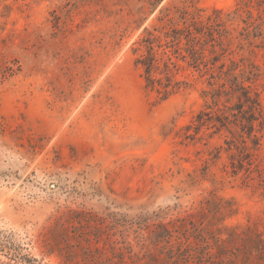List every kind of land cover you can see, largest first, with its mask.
<instances>
[{"label": "rangeland", "instance_id": "rangeland-1", "mask_svg": "<svg viewBox=\"0 0 264 264\" xmlns=\"http://www.w3.org/2000/svg\"><path fill=\"white\" fill-rule=\"evenodd\" d=\"M192 15L218 19L214 67L172 57L187 84L160 100L140 41ZM230 60L264 106V0H0V264H176L171 243L208 198L230 211L195 225L237 234L206 239L192 264H264V130L254 146L221 126L204 93ZM156 223L168 243H151Z\"/></svg>", "mask_w": 264, "mask_h": 264}, {"label": "trees", "instance_id": "trees-1", "mask_svg": "<svg viewBox=\"0 0 264 264\" xmlns=\"http://www.w3.org/2000/svg\"><path fill=\"white\" fill-rule=\"evenodd\" d=\"M198 15V14H197ZM199 16V15H198ZM186 18V17H185ZM218 19L214 17L213 21L202 22L197 19L195 15L189 17L182 26L171 25L166 31L162 32V35H154L151 32L141 39L140 46H142L141 53L135 58V65L141 69V75L144 81V86L157 93L160 100H165L180 88L186 87V81L175 78V70H177V63L172 57L179 58L180 60H186L187 64L197 69L202 65L204 68L209 69L214 66L208 64H214L213 57L218 53V43L214 39L212 32L217 25ZM159 31V30H158ZM222 52L224 48L220 47ZM206 50L210 53V56L206 54ZM137 52V50H135ZM183 52V54L181 53ZM214 58V59H213ZM242 66V68H240ZM236 68H239L244 73L246 65H238L233 60H230L229 66L223 68L220 66L215 77L221 78L223 82L219 87L211 88L205 91V96L211 98V102L216 106V113L214 120L221 123V126H226L228 123L237 124L242 131H245L247 136H251V141L254 146L260 144L262 135H256L252 133L254 131V122L258 120L259 131L264 130V106L260 103L258 94L252 93V88L248 85H243V80L238 78V75H234ZM227 84V87L225 86ZM221 96H226V102L232 98H236V102L232 105L222 104V107H218L217 104ZM246 107V108H245ZM235 110V111H234ZM209 117H211L209 115ZM241 142H245L242 137ZM243 149L246 150L245 145ZM246 157L252 156L251 153L246 152ZM248 161V160H247ZM251 162L248 161V167H245L249 171ZM244 165L242 159L238 162V168H242ZM237 167V166H236ZM258 172L259 182L264 185V172L256 166L255 169ZM263 182V183H262ZM200 210L197 212V219L192 217L191 221H184L181 227L185 228L183 231L185 235L181 238L178 237L177 244H179V250L176 248V243H171V252L173 249V255H169L166 258L172 259L176 264H192V259H195L199 254L197 249L201 245L209 242L205 241L210 238V245L217 246V241H226L225 230L232 231L235 235L234 228H229L225 225H221L219 228L213 227V236L210 233H206L198 228L195 223L200 222L205 213H219L221 211H230L229 207L225 205L213 203L212 198L206 199L200 206ZM226 214V213H225ZM164 224L156 223L154 228L149 226L144 227L147 230L149 239L154 246H158L160 243H168L172 237V231L166 229ZM191 225V226H188ZM214 226V225H213ZM193 233L192 239H190V233ZM210 236V237H209ZM224 238V239H223ZM228 238V237H226ZM186 249V252H181ZM212 250V248L210 247ZM203 253L201 260H204L207 255H215L220 259L219 252L213 251L210 253ZM114 257V256H113ZM181 258H187L185 262H181ZM119 261H123L122 257L118 256ZM124 262V261H123ZM214 263V262H213Z\"/></svg>", "mask_w": 264, "mask_h": 264}]
</instances>
